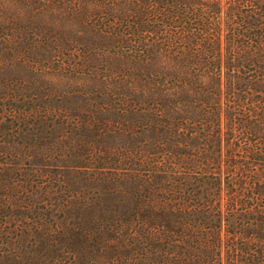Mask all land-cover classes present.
Wrapping results in <instances>:
<instances>
[{
    "label": "trees",
    "instance_id": "1",
    "mask_svg": "<svg viewBox=\"0 0 264 264\" xmlns=\"http://www.w3.org/2000/svg\"><path fill=\"white\" fill-rule=\"evenodd\" d=\"M0 45L33 58L18 66L26 84L2 88L19 121L44 122L24 111L32 98L94 90L84 264H264V0H0ZM76 203L91 205L56 196L48 224L0 221V260L74 264L54 213ZM18 231L25 258L10 246Z\"/></svg>",
    "mask_w": 264,
    "mask_h": 264
},
{
    "label": "rangeland",
    "instance_id": "2",
    "mask_svg": "<svg viewBox=\"0 0 264 264\" xmlns=\"http://www.w3.org/2000/svg\"><path fill=\"white\" fill-rule=\"evenodd\" d=\"M1 46L0 203L3 204L0 205V221L3 222L1 230L6 231L11 225L20 229L21 225L32 223V219L37 215L42 223H50L49 215L45 214L48 210L45 209L44 204L56 196L75 202H89L91 203L89 207L76 203L64 211L54 213L62 220L61 242L66 261L73 260L74 264H84L89 258L94 257V242L87 244L79 237L82 234V228L94 230L96 192L94 191L96 182L94 180V138L97 137L96 134H99L98 131H94L96 126L94 124V90L81 94L74 91V87L69 86L65 89L63 96L57 97L51 105L36 100L40 98H32L22 107L27 112H30L32 107L37 108L38 113L44 115V122L38 123L34 117H31V113L26 116V120L19 121L11 117L8 105L2 103L1 99L4 96L2 88L19 87L22 85L19 83L26 84L24 79L27 75L21 74L18 66L23 63L31 66L33 58L23 55L13 56L7 51L3 53ZM3 64L5 66L2 68ZM6 69H14V71L10 74L5 71ZM80 70L81 68L77 67L73 72ZM3 80H7L10 84L2 86ZM24 93L31 96L35 92L26 90ZM43 109L47 112L43 113ZM50 111L53 114L52 117H48ZM118 136L112 135L109 141L117 142ZM26 203L32 204V210L17 211V206L21 207ZM38 208L40 211H36ZM27 232L31 234V231ZM16 233L18 235L14 241L17 240V242L10 246L19 254L23 253V257L24 253L29 255L33 246H30V241H26L27 234L25 231ZM5 234L6 237L12 236V233ZM44 245L45 242H42V246ZM44 258L43 255H35L31 258L32 260L22 262L24 261L22 258L6 256L0 260V264H20L19 261L22 264L26 262L40 264Z\"/></svg>",
    "mask_w": 264,
    "mask_h": 264
}]
</instances>
